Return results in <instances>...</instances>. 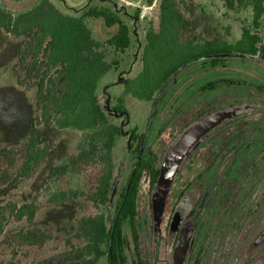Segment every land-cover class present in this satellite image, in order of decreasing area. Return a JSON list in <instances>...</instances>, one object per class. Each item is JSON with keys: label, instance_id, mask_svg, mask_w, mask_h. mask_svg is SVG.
<instances>
[{"label": "rangeland", "instance_id": "rangeland-1", "mask_svg": "<svg viewBox=\"0 0 264 264\" xmlns=\"http://www.w3.org/2000/svg\"><path fill=\"white\" fill-rule=\"evenodd\" d=\"M35 0H0L11 12L30 8ZM62 11L82 9L93 2L111 1L124 9L132 24V46L120 53L106 46L107 60L121 66L116 76L106 79L101 97L104 110L125 133L138 127L145 135L144 147L158 156L160 176L153 188L144 178L138 200L137 229L142 259L148 264H264V97L250 86L221 87L212 92L201 89L221 79H241L248 85H264V61L259 57H230L226 68L203 67L193 63L176 74L153 103L127 97L129 121L110 111L108 101L114 91L141 69L144 18L158 31L161 0L142 7L141 18H133L139 4L123 0H50ZM190 24L183 40H233L240 37V19L225 7L223 0H175ZM206 2V12L203 5ZM186 5L187 7H185ZM94 37L104 42L117 31L103 21L90 19ZM264 36L263 27L256 31ZM25 37L0 33V152L17 149L33 130L39 142L54 144L49 157L28 180L0 187V205L30 202L44 186L50 170L74 152L80 133L52 125H36L38 83L22 65L20 50ZM125 134L115 150V187L111 195L113 214L120 202L133 161ZM83 200L42 208L31 224L12 223L0 238V264H68L83 255L63 243L43 248H12L15 233L49 230L62 238L77 231ZM130 264L134 259L131 230ZM72 250V249H71ZM100 264H107L106 260Z\"/></svg>", "mask_w": 264, "mask_h": 264}, {"label": "trees", "instance_id": "trees-1", "mask_svg": "<svg viewBox=\"0 0 264 264\" xmlns=\"http://www.w3.org/2000/svg\"><path fill=\"white\" fill-rule=\"evenodd\" d=\"M154 1L123 0L139 4L133 15L135 21L142 19V7H151ZM223 1L229 13L250 22L249 27L242 26L239 38L183 40L182 32L190 24L175 0H161L159 30L144 18L141 69L118 87L121 94L112 93L108 101L110 111L129 121L127 97L153 103L176 74L196 62L217 69L226 68L230 57H259L264 61V36L252 31H261L263 27L264 0ZM202 10L206 12V2ZM90 19L101 20L107 28L116 27L117 31L105 43L101 42L88 26ZM130 21L125 10L111 1L93 2L65 12L50 0H35L30 8L19 12L8 11L0 4V33L25 37L20 59L38 83L40 115L36 125H52L81 134L74 152L50 170L44 186L30 202L0 205L1 238L12 223H33L42 208L83 200L76 233L66 239L49 230L15 233L9 240L12 248L63 243L70 249L65 256L74 251L83 255L81 260L68 264H100L103 260L107 264H130L131 243L124 232L128 225L134 246L132 264H148L139 248L138 200L144 178L149 177L151 188L158 181V156L150 147H144L145 135L138 127L125 133L101 103L106 79L116 76L121 68L118 62L107 60L106 46L122 54L131 48ZM232 86H250L264 97V85H248L241 79L209 82L201 90L212 92ZM125 134L129 136L127 147L133 170L112 214L109 206L115 187V150ZM53 148L54 144L39 142L38 133L33 130L17 149L1 151L0 187L30 179Z\"/></svg>", "mask_w": 264, "mask_h": 264}, {"label": "built area", "instance_id": "built-area-1", "mask_svg": "<svg viewBox=\"0 0 264 264\" xmlns=\"http://www.w3.org/2000/svg\"><path fill=\"white\" fill-rule=\"evenodd\" d=\"M126 4H129V3H126Z\"/></svg>", "mask_w": 264, "mask_h": 264}]
</instances>
